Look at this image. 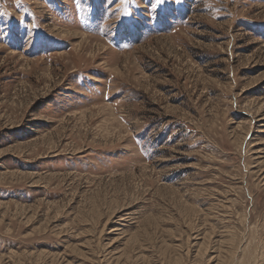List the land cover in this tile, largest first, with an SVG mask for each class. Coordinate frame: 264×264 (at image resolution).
I'll return each instance as SVG.
<instances>
[{
  "label": "rangeland",
  "instance_id": "374dc122",
  "mask_svg": "<svg viewBox=\"0 0 264 264\" xmlns=\"http://www.w3.org/2000/svg\"><path fill=\"white\" fill-rule=\"evenodd\" d=\"M0 264H264V0H0Z\"/></svg>",
  "mask_w": 264,
  "mask_h": 264
},
{
  "label": "snow or ice",
  "instance_id": "6c2138e0",
  "mask_svg": "<svg viewBox=\"0 0 264 264\" xmlns=\"http://www.w3.org/2000/svg\"><path fill=\"white\" fill-rule=\"evenodd\" d=\"M122 2H126V0H122ZM157 2H159V0H157Z\"/></svg>",
  "mask_w": 264,
  "mask_h": 264
}]
</instances>
